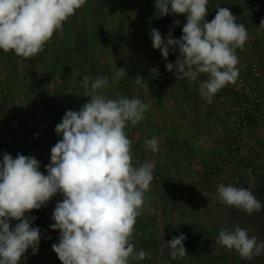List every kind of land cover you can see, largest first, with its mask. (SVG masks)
<instances>
[{
  "label": "rangeland",
  "instance_id": "1",
  "mask_svg": "<svg viewBox=\"0 0 264 264\" xmlns=\"http://www.w3.org/2000/svg\"><path fill=\"white\" fill-rule=\"evenodd\" d=\"M106 5L105 9L95 8L94 17L98 20L90 18V12V17L84 15L93 44L88 47L87 55L97 73V76L93 73L89 77L109 79L108 86L102 90L106 98L136 97L149 105L145 118L135 127L129 123L125 129L132 141L133 165L139 167L146 160L155 163L151 190L145 193L143 211L152 224L155 237H151L150 231L145 233L135 227L132 243L136 251L148 253V258L134 262L230 264L235 250L218 245L216 237L222 227H235L234 223L228 222L227 216L245 212L222 204L217 186L247 188L257 199L264 195V153L259 152L264 151V129L261 127L264 124V99L260 95L264 92V84L259 86L255 81L256 92H252L261 96L260 104L252 103L246 126L236 128L234 125L235 110L242 100L236 90L238 78L246 74L250 81L252 77L248 73L254 66L264 71L259 64L264 63V29H258L264 19V0H208L206 22L214 19L218 8H228L237 22L245 25L249 37L244 49L236 52L240 69L236 82L228 84L227 91L221 89L211 103L202 99L199 93V85L208 79L207 74L199 75L193 82L187 78L177 81L176 69L169 72L166 64H175L178 49L170 47L166 60L161 51L152 46L151 29L159 30L162 38L166 39L171 32L172 38L179 39L187 22L186 15L161 17L155 0H106ZM115 5L117 9L114 10ZM165 19L170 20V24H165ZM176 20L180 21L179 25L174 23ZM67 27L70 28L69 23H64L62 30L65 33ZM97 28L105 32L107 38H116L112 39L116 40L114 45L110 44L105 52L97 43L100 41L95 34ZM62 30L55 32L48 43L58 42L60 49H66L64 44L67 42L63 43L59 36ZM47 44L38 54L34 75L29 74L24 58L0 50V135H4L3 146L10 144L20 154L35 157L45 175L51 148L62 139V135L56 134L55 126L67 110L79 111L90 99L83 96L82 79L89 74L80 69L84 60L82 54H74L71 59L66 56L64 60L52 57L47 61L44 52L50 48ZM120 68H124L127 75L112 83V77ZM137 76L142 79L141 85L135 83ZM219 127H226L225 139L213 141L211 155H206L207 152L202 150L204 142L210 140L211 132L220 139ZM152 137L159 141L156 153L145 148L144 141ZM240 151L244 155H239ZM177 170L181 172L178 178L174 176L177 173H173ZM62 200L63 195L57 193L46 206L38 209L37 227L40 239L45 242L60 236L44 234L43 224L45 220L55 223L52 214ZM208 214L215 215L216 220L209 221ZM177 222H180L178 227ZM181 234L186 236L183 243L188 255L183 259H172L167 242ZM253 235L258 242H264V230L249 234L250 237ZM43 250L50 249L43 247L40 251Z\"/></svg>",
  "mask_w": 264,
  "mask_h": 264
},
{
  "label": "clouds",
  "instance_id": "2",
  "mask_svg": "<svg viewBox=\"0 0 264 264\" xmlns=\"http://www.w3.org/2000/svg\"><path fill=\"white\" fill-rule=\"evenodd\" d=\"M87 0H0V50L29 59L42 52L54 33ZM208 0H155L159 16L186 15L183 35L174 39L169 32L162 38L159 30L150 31L152 46L167 60L169 48L179 56L166 69L177 81H196L201 74L208 79L199 85L201 98L208 103L225 86L235 83L240 69L237 49L248 40L243 23L228 8H218L214 19L206 22ZM176 25L179 20L174 21ZM264 29V19L260 27ZM127 75L117 69L112 83ZM83 96L89 97L79 111L67 110L55 126L58 136L51 148L45 175L33 156L5 152L0 161V264H19L29 248L36 254L40 229L32 226L33 209L46 206L57 193L63 195L52 214V230H59V242L52 245L62 264H130L144 260L148 253L136 251L132 243L137 218L146 206L145 193L153 180L154 162L139 167L132 162V141L125 129L141 122L149 105L141 99L106 98L109 84L104 76H83ZM137 85L142 79L137 76ZM145 148L159 151L156 137L144 141ZM216 192L222 204L243 210L248 215L260 212L264 205L247 188L219 184ZM11 220L18 223L10 224ZM180 222H177L178 227ZM186 224V223H185ZM186 236L168 241L172 259L188 255ZM216 243L235 250L243 260L264 254V242L249 236L248 230L222 227ZM163 253V248L161 249Z\"/></svg>",
  "mask_w": 264,
  "mask_h": 264
},
{
  "label": "trees",
  "instance_id": "3",
  "mask_svg": "<svg viewBox=\"0 0 264 264\" xmlns=\"http://www.w3.org/2000/svg\"><path fill=\"white\" fill-rule=\"evenodd\" d=\"M99 6L102 9H105L107 6L106 0H87L86 4L82 8L78 9L73 16L69 17V19L65 22V24L69 23L70 25V28H66L67 35L63 30L60 32L59 35L63 43L67 42L66 44H64L66 49H60V45H58V42H52L53 45L51 43H48L47 47L50 46V48L44 51L47 54V61H51L52 57H54L56 60H58V58L64 60L66 56L71 59L74 54L80 53L84 57L83 66H80V69L84 71V73H88V76H91V74L95 72L96 67L93 66L90 58L87 55L88 47H90L91 45L93 46V44H91L90 42V29L86 25L87 20L85 21L86 17L84 15L90 17L89 14L91 13L92 16L90 18L93 17V20H98L97 17H94L96 12L94 10L96 7ZM113 9H117V6L115 5ZM165 21H167L165 22V24L170 22V20L167 19H165ZM63 33H65V38L63 37ZM69 34L71 36H68ZM95 34L100 40L97 43L99 47L100 45H102V50H104V52L108 49L110 44L114 45V43L116 42V40H112L116 38H107V36H105V32L99 30V28L95 30ZM67 38H69V40ZM24 60L26 63H28L29 74L31 73V75H34L38 55ZM95 75L97 76V73H94V76ZM258 200L262 203V205H264V195H262V197ZM227 220L228 222L234 223L235 226L247 229L248 234H251L252 232L257 230L262 231L264 230V209H262L260 212H254L252 215H248L247 213L238 214L234 212L231 214V216H227ZM230 264H264V254L254 257L252 260H243L235 251L232 259L230 260Z\"/></svg>",
  "mask_w": 264,
  "mask_h": 264
},
{
  "label": "crops",
  "instance_id": "4",
  "mask_svg": "<svg viewBox=\"0 0 264 264\" xmlns=\"http://www.w3.org/2000/svg\"><path fill=\"white\" fill-rule=\"evenodd\" d=\"M259 64H261V66L264 67V63H259ZM257 82H258L257 84L260 86L261 83L264 84V79L259 80ZM225 87L222 89V91H227V89H225ZM222 126L224 127L225 125H222ZM261 127H262V129H264V124H262ZM220 129H221V132L218 131ZM218 130H217V132H218V134L221 137L220 139L217 140L215 134L211 132L209 134L210 135V140H205V142H204V145L202 147V150H203L204 153L205 152L208 153V154L205 153L206 155H209V154L211 155L210 152H211V150L213 148V147H211V143L213 141H222V140L225 139L226 127L223 128V129L219 127ZM216 135H217V133H216ZM3 139H4V135H0V161H2L3 154L5 152H7L8 154H10L13 158H16L17 154H20L19 151L15 150L14 149L15 148L14 146H11L10 147V144H9V146L8 145H6V146L4 145L3 146ZM259 152L260 153H264V151H259ZM210 158H212V157H210ZM173 173L174 174L177 173L176 175H174L177 178H178V176H181V172L179 170H177V172L174 171ZM183 175H184V173H183ZM191 180H193V179H191ZM193 182H195V180H193ZM174 190H172V191H174ZM31 214H33V215L31 216ZM179 214L180 213H177V216H179ZM25 215L26 216L35 217V219L32 221V226L33 227H37V225H38V220H37V217H38V209H33L31 212L26 213ZM207 216H208V220L209 221H212V219L213 220H216V216L215 215L212 216V214H208ZM183 217H185V216L183 215ZM192 218L194 219L195 218V215L192 216ZM148 219L149 218H146L144 216V213H142L141 216H140V218L137 219L136 224H135V227H139L138 229H140V228L143 229L142 231H144L145 233H147L148 231H150L151 233H153L152 236H151L153 238V237H155L154 236L155 235V232H154V229L152 227V224L150 223V220H148ZM169 219H170V217H169ZM16 223H18V221H16V220H11L10 221V224L12 226H15ZM166 223H169V221L166 222ZM50 225H52V224L51 223H48V220L47 221L46 220L44 221V224H43L44 234H60L59 230H52V228L50 227ZM58 242H59V236H56L55 240H52L51 239L50 241L48 240L47 242H45V239H40V242H39V245H38V250H37L36 254H33L32 249L29 248L27 250V252L25 253V256L21 258V261L19 262V264H62V262L59 260V258L57 256V254L52 249V245L53 244H57ZM43 247H47L50 250L49 251H44V250L43 251H40ZM45 253H46V255H45ZM130 264H135L134 260H131L130 259Z\"/></svg>",
  "mask_w": 264,
  "mask_h": 264
},
{
  "label": "built area",
  "instance_id": "5",
  "mask_svg": "<svg viewBox=\"0 0 264 264\" xmlns=\"http://www.w3.org/2000/svg\"><path fill=\"white\" fill-rule=\"evenodd\" d=\"M252 79L249 81L248 76L246 74L240 75L236 82V90L238 91L240 97H241V103L239 107L235 110L236 111V120H235V127L236 128H242L246 126L247 124V114L250 112L252 106V103L260 104V95H262V99H264V92H262L260 95L256 92V82L264 79V71H261L256 66L252 67L250 72L248 73ZM258 95V97L256 96ZM254 101V102H251ZM239 155H244L243 152L240 151Z\"/></svg>",
  "mask_w": 264,
  "mask_h": 264
}]
</instances>
